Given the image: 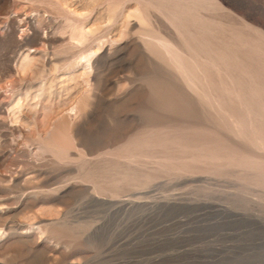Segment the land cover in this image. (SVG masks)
<instances>
[{"label": "bare ground", "instance_id": "bare-ground-1", "mask_svg": "<svg viewBox=\"0 0 264 264\" xmlns=\"http://www.w3.org/2000/svg\"><path fill=\"white\" fill-rule=\"evenodd\" d=\"M28 2L5 17L11 40L17 48L54 53L34 72L33 94L28 89L14 103L17 110L26 98L34 102L28 114L11 119L21 128L0 130V264H81L48 240L71 229L61 209L47 207L70 176L78 183L71 189L101 200L119 198L127 185L144 187L160 172L192 175L209 168L234 169L236 177L264 187L262 26L224 0ZM32 5L61 17L56 47L50 31L45 37L38 32L42 17H29ZM102 6L103 19L97 14ZM123 57L131 76L112 80L117 72L98 71ZM31 67L29 61L20 70ZM65 69L73 72L56 78L58 90L55 77L45 83L48 74ZM17 82L0 79V91L13 94ZM176 101L195 114L200 106L209 109L214 127L195 116H169L180 113ZM142 104L161 121L142 122L137 115L126 125L128 113ZM3 105L0 95V110ZM8 147L26 160L6 163ZM28 166L32 171L25 173Z\"/></svg>", "mask_w": 264, "mask_h": 264}, {"label": "rangeland", "instance_id": "rangeland-1", "mask_svg": "<svg viewBox=\"0 0 264 264\" xmlns=\"http://www.w3.org/2000/svg\"><path fill=\"white\" fill-rule=\"evenodd\" d=\"M224 1L233 12L264 28V0ZM15 4L28 5L30 2L10 0L6 4L0 0V22H3L0 24V79L3 82L16 80L19 85L13 94L0 91L4 99L0 110L2 131L10 127L21 128L11 119L28 114V105L34 102L26 98L19 102L22 106L17 110L14 103L24 97L28 89V93L33 94L39 81L35 79L34 72L42 68L54 53L52 49L43 53L32 45L15 47L10 38L9 23L5 21L6 15L12 18ZM32 6L34 11L29 13V17L33 20L42 17L41 24L36 26L38 32L45 37L43 33L50 31L51 44L56 47L61 43L58 34L61 17L37 5ZM103 11V6L97 10V14L102 15L101 19ZM126 59H118L116 64L108 63L98 71L102 74L117 72V77L114 79L112 76V80L131 76ZM29 61L34 66L31 67L32 73L30 70L21 72V67ZM72 72L65 69L54 76L48 74L45 83L55 77L51 84L58 90L56 78ZM184 104L176 101L174 107L180 113H170L169 116L187 120H194L191 117L195 116L203 125L214 127V114L209 109L200 106L195 114ZM12 110L18 113L13 115ZM157 114L152 116L144 104L139 105L135 113H128L126 125L132 119L136 120L137 115L142 122L161 121ZM7 139L10 142L12 137L8 135ZM6 151L9 154L4 159L6 163L26 160L22 156L17 159L10 147ZM26 169L25 173L32 171L30 166ZM221 170L209 168L206 172L192 175L160 172L144 187L124 186L122 196L114 200L84 196L80 189H76L77 186L71 189L70 186L78 183L70 176L55 186L62 189L58 196H54L55 202L47 207L61 209L71 229L55 232L48 240L59 251L71 253L72 260L81 264H264V187L236 177L234 169ZM15 219H20V215Z\"/></svg>", "mask_w": 264, "mask_h": 264}]
</instances>
